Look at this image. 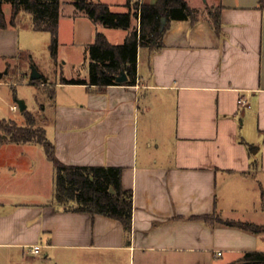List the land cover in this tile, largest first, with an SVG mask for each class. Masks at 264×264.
<instances>
[{"label": "crops", "instance_id": "1", "mask_svg": "<svg viewBox=\"0 0 264 264\" xmlns=\"http://www.w3.org/2000/svg\"><path fill=\"white\" fill-rule=\"evenodd\" d=\"M74 1L60 0L59 45L80 46L87 60L97 31L120 44L139 25L131 0H89L130 10L124 32ZM186 1L196 19H172L162 46L139 47L133 84L44 85L55 89L43 126L56 156L122 168L130 232L114 217L54 203L44 146L0 133V264H228L264 252V231L223 221L264 225V0ZM25 14L0 28V56L21 55L22 28L46 31ZM80 76L88 80V70ZM57 87L75 88V99L59 102Z\"/></svg>", "mask_w": 264, "mask_h": 264}, {"label": "trees", "instance_id": "2", "mask_svg": "<svg viewBox=\"0 0 264 264\" xmlns=\"http://www.w3.org/2000/svg\"><path fill=\"white\" fill-rule=\"evenodd\" d=\"M9 3L10 17L7 19L4 4ZM75 7L91 20L109 27L130 28L133 13L112 11L106 3L89 0H75ZM60 0H0V28L16 25L21 13L31 15V26L37 30L51 33L49 50L56 60L58 54V20ZM134 13H139V25L130 29L123 43H110L101 31L95 33L94 41L85 46L88 56V80L84 78L61 77V83H92L97 85L133 84L136 76L139 47L157 48L162 46V35L172 19H196L195 10L186 0H144L136 4ZM214 27L219 29L218 11L209 10ZM165 22H162V18ZM24 52H21V55ZM124 69L127 79L118 82L116 76ZM46 86V78L30 80ZM53 83H48L47 96L41 101L42 109L55 95ZM49 96V99L47 97ZM25 117L24 125H16L12 119H0V132L14 142L41 143L55 169L53 201L64 209L88 211L114 217L121 221L124 231L131 230L132 191L121 183L122 168L113 165H75L60 160L54 145L45 135L44 126L33 128L34 118L27 108L21 111ZM208 219V215L200 216ZM226 224L250 231H264V225L223 220ZM228 264H264V252L247 251Z\"/></svg>", "mask_w": 264, "mask_h": 264}, {"label": "rangeland", "instance_id": "3", "mask_svg": "<svg viewBox=\"0 0 264 264\" xmlns=\"http://www.w3.org/2000/svg\"><path fill=\"white\" fill-rule=\"evenodd\" d=\"M131 1V6L135 12L136 4L140 5L144 0ZM4 10L6 14H9V3L4 4ZM25 16L29 18L27 13ZM124 29L118 28L115 30H119L117 32H124ZM68 30L69 28H66L65 32H68ZM20 32L21 50L24 53L15 57L0 56V74L3 75L2 77L0 76V119H12L16 125H24L25 117L22 115L17 103V99H23L27 105L26 108L34 118L32 127L38 129L40 126H43L45 120L40 102L46 98L48 88L38 83L29 82L31 80V65L34 64L47 80L55 81L61 77L80 78V73L88 70V60L80 46L67 43L59 45V40L57 59L52 60L53 58L49 50L51 41V33L49 31L41 32L22 28ZM22 79H27V81L24 82ZM70 98L75 99V88L57 87L56 99L59 102H64V100ZM47 99H49V96ZM49 103L51 101H48L46 104ZM13 104L17 105L16 112L11 109V105ZM46 112L48 118H50L52 109L48 107ZM0 133L4 134L3 131Z\"/></svg>", "mask_w": 264, "mask_h": 264}, {"label": "water", "instance_id": "4", "mask_svg": "<svg viewBox=\"0 0 264 264\" xmlns=\"http://www.w3.org/2000/svg\"><path fill=\"white\" fill-rule=\"evenodd\" d=\"M162 22L163 23L165 22V18L164 17L162 18ZM1 75L2 74H0V76ZM41 76H42V73L37 69V67L34 64H32L31 65V72H30V79L35 80V79L40 78ZM127 77L128 76H127L125 70L122 69L120 71L119 75L116 76V80L118 82H123L124 80L127 79ZM17 103H18V108L21 111L24 110L27 107V105H26V103H25V101L23 99H17Z\"/></svg>", "mask_w": 264, "mask_h": 264}, {"label": "built area", "instance_id": "5", "mask_svg": "<svg viewBox=\"0 0 264 264\" xmlns=\"http://www.w3.org/2000/svg\"><path fill=\"white\" fill-rule=\"evenodd\" d=\"M239 101H240V103H242V104H247V101H246V99H244V98H240ZM11 109H12L13 111H16V110H17V105H16V104L11 105ZM31 250H32L33 253H38V252H39V245H35V246H33ZM217 254L219 255V254H221V252L218 251Z\"/></svg>", "mask_w": 264, "mask_h": 264}]
</instances>
